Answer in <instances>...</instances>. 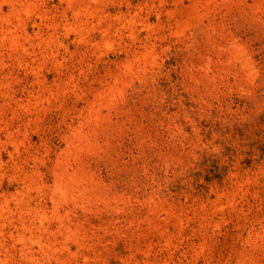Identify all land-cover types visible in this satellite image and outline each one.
<instances>
[{"label": "rangeland", "instance_id": "374dc122", "mask_svg": "<svg viewBox=\"0 0 264 264\" xmlns=\"http://www.w3.org/2000/svg\"><path fill=\"white\" fill-rule=\"evenodd\" d=\"M0 264H264V0H0Z\"/></svg>", "mask_w": 264, "mask_h": 264}]
</instances>
